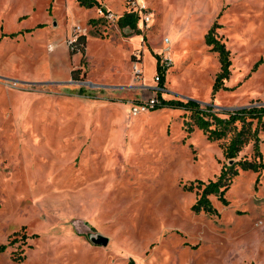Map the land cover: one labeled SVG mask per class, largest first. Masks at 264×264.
<instances>
[{
    "label": "rangeland",
    "instance_id": "374dc122",
    "mask_svg": "<svg viewBox=\"0 0 264 264\" xmlns=\"http://www.w3.org/2000/svg\"><path fill=\"white\" fill-rule=\"evenodd\" d=\"M145 4L150 23L130 31L78 0H0V264H264V170L240 171L227 205L210 196L218 215L196 214L184 187L231 163L222 142L183 110L131 113L159 94L220 117L264 106V0ZM214 23L232 62L218 92ZM76 26L86 40L72 49ZM157 56L171 64L161 92ZM252 158L250 144L238 160Z\"/></svg>",
    "mask_w": 264,
    "mask_h": 264
},
{
    "label": "trees",
    "instance_id": "16d2710c",
    "mask_svg": "<svg viewBox=\"0 0 264 264\" xmlns=\"http://www.w3.org/2000/svg\"><path fill=\"white\" fill-rule=\"evenodd\" d=\"M83 5L90 8L101 5L96 0H78ZM139 17L125 13L118 21V25L123 27L137 28ZM221 26L214 23L205 36V42L210 47L211 52L218 55L220 71L216 74L213 90L218 92L227 89L225 83L231 76V52L226 44L218 38L216 30ZM85 36H80V41L85 42ZM77 43V44H78ZM157 72L159 76V87L164 89L165 72L160 65V57L157 56ZM258 62L253 70L259 65ZM159 103L152 109L158 110L164 107L183 110L190 113L195 125L203 132L211 142H222L221 147L225 160L231 162L222 167L221 172L215 181L205 183L201 180L195 182L196 185L185 186L186 191L192 192L197 189L199 198L192 206L196 213H205L209 215H218L217 209L212 205L210 196H215L224 205L228 204L225 194L229 189L232 180L240 171L260 173L264 170V158L260 144L262 142L260 134L264 132V106L242 107L240 109L224 112L225 117H220L211 107H202L199 103L189 100H164L161 94L158 95ZM250 144L253 145V158L239 159V154ZM6 246H0V252H3Z\"/></svg>",
    "mask_w": 264,
    "mask_h": 264
},
{
    "label": "built area",
    "instance_id": "2783aa9c",
    "mask_svg": "<svg viewBox=\"0 0 264 264\" xmlns=\"http://www.w3.org/2000/svg\"><path fill=\"white\" fill-rule=\"evenodd\" d=\"M125 1V9L127 14H132L136 15L143 21L144 25H148L151 21V14L147 11V6L145 4V0H124ZM100 13H106L104 14V18L115 21L120 19V17H116L113 13L111 12H106L104 9L99 8ZM85 31L80 27L76 26L73 29V35L71 39L69 40V46L73 49V46L77 44L78 39L80 36L85 35ZM169 43L168 39L164 40V44ZM136 58L139 61V54L135 55ZM160 65L162 67V70L165 72L167 68L170 67L171 64H169V61L164 59H161ZM134 70L137 75H140V70L137 69V65L134 66ZM155 80L159 82V76L155 77ZM163 89L162 88H157L158 92H161ZM159 103L158 98L155 96L149 99L148 101H143L140 103H137L136 105L132 106L131 113L133 116H137L138 114L148 111L149 109H153L157 104Z\"/></svg>",
    "mask_w": 264,
    "mask_h": 264
},
{
    "label": "crops",
    "instance_id": "0c3cea01",
    "mask_svg": "<svg viewBox=\"0 0 264 264\" xmlns=\"http://www.w3.org/2000/svg\"><path fill=\"white\" fill-rule=\"evenodd\" d=\"M123 4H124V3H123ZM106 6H108V4H106ZM108 8L111 9V10H113V8L110 7V6H108ZM113 11H114V10H113ZM121 11H122V10H121ZM121 11H120V12H119V11H114V12H116V13L119 14V13H121ZM124 14H125V13L119 15V17H120V18L123 17ZM138 21H140V19H138ZM119 27H120V26H119ZM122 29H128V30H130V31L134 30V29H132V28H130V27H128V26H127V27H123ZM137 35H138V34H134V35H132V36H128V38H126L125 41H124L125 44H127V45L129 44V45H130V44L132 43V41L137 37ZM140 46H141V45L137 43L135 49L140 48ZM151 47H152V51H153V50L155 49V47H153L152 45H150V48H151ZM150 48H149V49H150ZM135 49H134V47H132V45H131V51H134ZM142 49H143V48L141 47V51H140V53H139V60H142V59H143ZM146 49H148V48H144L143 51H145ZM135 55H136V54H135ZM135 55H134V56H135Z\"/></svg>",
    "mask_w": 264,
    "mask_h": 264
},
{
    "label": "water",
    "instance_id": "95a60500",
    "mask_svg": "<svg viewBox=\"0 0 264 264\" xmlns=\"http://www.w3.org/2000/svg\"><path fill=\"white\" fill-rule=\"evenodd\" d=\"M95 243H97L98 245H101V246H106L108 244V239L101 237V238L95 240Z\"/></svg>",
    "mask_w": 264,
    "mask_h": 264
}]
</instances>
